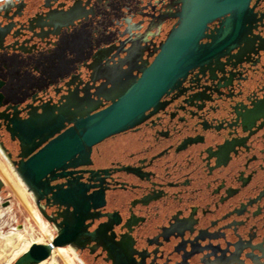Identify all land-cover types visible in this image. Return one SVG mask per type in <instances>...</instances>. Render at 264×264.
Segmentation results:
<instances>
[{
    "label": "flooded vegetation",
    "instance_id": "flooded-vegetation-1",
    "mask_svg": "<svg viewBox=\"0 0 264 264\" xmlns=\"http://www.w3.org/2000/svg\"><path fill=\"white\" fill-rule=\"evenodd\" d=\"M192 1L0 0L3 162L117 100ZM248 8L235 36L229 14L206 24L138 124L39 180L28 198L49 243L61 232L53 248L76 264H264V0Z\"/></svg>",
    "mask_w": 264,
    "mask_h": 264
},
{
    "label": "water",
    "instance_id": "water-1",
    "mask_svg": "<svg viewBox=\"0 0 264 264\" xmlns=\"http://www.w3.org/2000/svg\"><path fill=\"white\" fill-rule=\"evenodd\" d=\"M248 3L249 0H193L183 21L171 31L150 65L134 85L117 96V100L74 122L72 127L48 141L26 161H20L18 167L8 162L12 174L30 197L33 199L36 184L46 174L63 167L67 161V165H74L78 159H86L91 146L138 124L143 119L144 111L165 92L166 87L194 65L196 54L201 48L198 41L203 36L206 24L229 14L230 17L224 23L227 29L232 27L231 34L235 36L242 24L251 20ZM227 29L221 33L228 32ZM61 127L62 123L56 121L49 129L50 133L41 138V142ZM27 155L23 153L19 156ZM3 185L0 179V194ZM6 203L8 201L1 202L3 205ZM58 236H61L60 231ZM58 236L52 243H32L12 264H39L48 259L53 246L58 245Z\"/></svg>",
    "mask_w": 264,
    "mask_h": 264
},
{
    "label": "bare ground",
    "instance_id": "bare-ground-1",
    "mask_svg": "<svg viewBox=\"0 0 264 264\" xmlns=\"http://www.w3.org/2000/svg\"><path fill=\"white\" fill-rule=\"evenodd\" d=\"M0 173L3 175L1 176L2 179L1 178L0 179L2 181L3 180L8 181L11 184L12 188L15 190V192L19 195L20 199L24 202V204L28 208L31 216L35 220L36 225L38 227V231L34 230L33 228H30L28 230L24 227V232H17V231H13L12 229H9L4 234L0 233L1 249L3 252L5 251L8 252V257L3 264H12L22 253H24L29 248V246L32 243H45V244L49 243V240H51L52 238V232L48 224L39 216L36 209L31 205V203L27 199L25 194L26 192L25 189L16 180L20 184V186L24 189L25 192L18 186L16 181L8 172L7 167L1 160H0ZM27 195L30 198V195L29 194ZM8 208L9 207L3 210L7 211ZM2 213L0 211V215ZM56 256H58L65 264H76L72 256L68 252V250L62 247H54L51 251L50 257L39 264H59V261L56 259Z\"/></svg>",
    "mask_w": 264,
    "mask_h": 264
},
{
    "label": "rangeland",
    "instance_id": "rangeland-1",
    "mask_svg": "<svg viewBox=\"0 0 264 264\" xmlns=\"http://www.w3.org/2000/svg\"><path fill=\"white\" fill-rule=\"evenodd\" d=\"M0 160L3 162L1 157H0ZM5 166L7 167V170L10 173V175L16 181V178L14 177V175H12L8 166L6 164ZM1 176L3 175L0 173V178L2 179ZM3 182H4V185H3L4 187H3L2 193L0 194V211L1 213L3 212L0 215V233L4 234L9 229H12L13 231H17V232H24V227L28 230L30 228H33L34 230L38 231V227L36 225L35 220L31 216L24 202L20 199L19 195L15 192V190L12 188L11 184L8 181L3 180ZM16 183L24 191V189L20 186V184L17 181ZM25 194H26L27 199L31 203V205L34 207L33 203L28 198V195L26 192ZM4 200L8 201V203H6L5 206L1 204V202ZM7 207H9L7 211L3 210ZM7 257H8V252L2 251L1 243H0V264H3L5 260L7 259ZM56 259L59 261V264H65L58 256H56Z\"/></svg>",
    "mask_w": 264,
    "mask_h": 264
},
{
    "label": "snow or ice",
    "instance_id": "snow-or-ice-1",
    "mask_svg": "<svg viewBox=\"0 0 264 264\" xmlns=\"http://www.w3.org/2000/svg\"><path fill=\"white\" fill-rule=\"evenodd\" d=\"M98 2H99V0H98ZM92 15H93V18L94 19H100L104 15V12L101 11L100 14H99V16H97V14L95 13V11H93L92 12Z\"/></svg>",
    "mask_w": 264,
    "mask_h": 264
}]
</instances>
